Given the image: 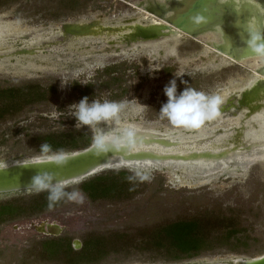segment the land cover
I'll use <instances>...</instances> for the list:
<instances>
[{
  "label": "rangeland",
  "instance_id": "rangeland-1",
  "mask_svg": "<svg viewBox=\"0 0 264 264\" xmlns=\"http://www.w3.org/2000/svg\"><path fill=\"white\" fill-rule=\"evenodd\" d=\"M157 1L0 0V18L11 29H4L0 35V91L31 87L35 88L32 97L38 98L0 119V165L41 157L37 150L39 139L50 134L72 133L81 142L86 136L93 140V130L87 126L76 128V121L67 109L84 96L125 105L117 120L101 125L105 131L131 129L183 141L199 136L209 144L247 143L245 131L239 125L244 121L242 110L233 115V110L223 116L218 114L214 119L219 123L215 126L212 119L199 127H176L160 117V107L167 100L163 89L175 74L184 81L181 84L177 79L178 91L188 87L205 94L229 93L234 98H240L260 80L257 69L262 63L258 58L256 67L249 66L252 58L246 64L230 59L227 65H219L218 59L225 56L212 48L209 39L215 37L213 33L197 39L182 32L174 33L168 40L171 54L165 60L161 53L163 45L155 51L137 49L122 53L112 50L104 37H92L82 53V49L70 52L69 47L48 44L57 39L55 36L59 38L55 29L64 23L100 18L103 25L118 28L125 26L127 20L140 24L156 21L158 18L144 8L160 4ZM22 49H33L34 54L14 55ZM61 81L71 84L62 88ZM259 95L261 99L253 104L264 105V98ZM9 102L0 96V105ZM239 134L243 135L237 139ZM247 170L243 180L221 178L213 181L212 186L199 185L198 178L183 175L193 188L172 184L166 170L104 171L99 175L127 172L128 177L121 179L128 182L125 194L93 201L80 190V184L71 185L66 190L81 191L85 197L82 204L62 200L42 214L31 217L20 214L1 222L0 264H66L61 255L45 250L43 243L69 244L70 250L78 252L88 236H112L118 244L114 252L97 261L75 264H232L233 258L260 257L264 255V163ZM43 193L46 192L2 194L0 204L18 200V205H26L32 197ZM201 216L236 218L240 231L229 239L225 231L214 233L211 250L179 262L168 261L145 249L149 247V238L139 231ZM44 221L58 224L61 233L45 236L28 229Z\"/></svg>",
  "mask_w": 264,
  "mask_h": 264
},
{
  "label": "water",
  "instance_id": "water-1",
  "mask_svg": "<svg viewBox=\"0 0 264 264\" xmlns=\"http://www.w3.org/2000/svg\"><path fill=\"white\" fill-rule=\"evenodd\" d=\"M233 2L234 0L227 2L224 0H171L167 5L155 4V6L144 8L146 12L154 15L158 20L150 21L148 24L127 20L124 23L125 26L118 28L103 25L100 18L90 22L64 23L55 29V35H59V38L55 36L57 39L53 40L54 38L51 36L50 39L53 41L48 44L50 46L58 43L57 41L60 42L62 39L68 38L84 39L104 35L109 36L108 38L116 37L115 40L108 41L111 46L118 43L132 45L139 42L160 41L163 37H170L176 32H182L191 37L213 33L218 41L212 43L211 46L215 53L221 56L236 62L264 56V0H256L258 10H255L258 13L252 9L241 7L239 2ZM250 17L256 18L255 29L247 25ZM5 25L6 23L2 22V18H0V35L5 29ZM26 54H34V50L22 49L14 53V55ZM257 74H259L260 80L252 88L243 92L240 98L230 97L229 106L235 111H239L240 107L236 108L233 105L241 107L246 105L247 107V104H252L261 99L259 93L264 98V64L257 69ZM231 108L224 111L229 112ZM258 108L260 109L261 105L255 107L254 110ZM135 132L133 131V133ZM154 136L156 138L149 139L148 136L147 139L144 138L139 141L167 146H175L178 143V139L170 142V140L162 138L166 136H159L158 134H154ZM157 136L161 138H157ZM133 139L134 135L115 147L109 144L108 150L102 154L95 149L92 142L85 149L62 154L64 163L61 165H57L51 159L38 158V160L33 159L27 162L0 166V195L35 192L31 190L30 184L32 177L38 172L51 173L56 180L71 186L81 184L104 171L114 170L112 168L115 157L127 161L145 159L160 161L162 159L160 155L158 156L149 150L132 151L131 148L135 145ZM187 141L193 143L196 140ZM210 144L214 145L215 143L210 142ZM171 158L173 157L171 156ZM44 223L45 221L39 224L41 227L37 225L41 229L39 232H44L47 229L48 235L51 236H58L61 233L62 228L60 226L56 224L45 226ZM238 264H264V255L254 259L241 260Z\"/></svg>",
  "mask_w": 264,
  "mask_h": 264
},
{
  "label": "bare ground",
  "instance_id": "bare-ground-1",
  "mask_svg": "<svg viewBox=\"0 0 264 264\" xmlns=\"http://www.w3.org/2000/svg\"><path fill=\"white\" fill-rule=\"evenodd\" d=\"M171 0H158L157 2L160 3L159 5H167ZM228 1V0H224ZM249 1V2H248ZM232 2V1H231ZM236 3H241V7L243 6L245 9H252L254 11L258 10V5L256 0H234ZM233 2V3H234ZM230 3V2H228ZM237 5V4H235ZM256 9V10H255ZM257 12V11H256ZM258 13V12H257ZM255 15V14H254ZM260 16V15H259ZM256 18H249V21L247 22V25L255 29L254 26L256 24ZM5 30L11 31L8 26L5 25ZM107 39V45L109 40H114L111 38H108L109 36H101ZM101 37H93V38H101ZM201 36L193 37V38H200ZM92 38V37H89ZM81 39L80 41H77L74 38H68V39H62L60 42L57 41L58 43H55L54 45H62L66 46L69 49L70 52L72 51H80L82 49V53H84L87 48L88 40L92 39ZM170 37H163L160 41H154V42H139V43H134V44H116V45H109L111 46L112 50H120L122 53H126L128 51H134L137 49H141L142 51H155L159 48L160 45H163V50L161 51L162 53V58L163 60L168 58V55L171 54V50L169 49L168 41ZM202 38V37H201ZM34 40V39H33ZM32 40V41H33ZM102 40V39H101ZM36 41V40H35ZM104 41V39H103ZM218 41L216 36L215 37H210L209 42L210 44ZM156 42V43H155ZM159 42V43H157ZM87 44V45H86ZM66 48V49H67ZM259 59L262 63L264 64V56L262 57H253L252 59L254 60L249 64L252 67L257 66V60ZM251 60L245 59L241 61V63L246 64L245 62ZM219 65H227L228 62H230V59H226V57L222 59H218L217 61ZM211 63V60L209 61ZM230 95L229 93H225L222 97L224 98V103L220 106L219 114L223 116V113L225 112L224 110H229L231 107L230 105ZM234 104V103H233ZM234 107H240V110L243 111L241 117H242V122H239V125H241L242 130L245 131V138L247 140V144L244 145V142L242 141H237L233 142L231 144L229 143H215L209 144L207 140H205L202 137L195 136L192 140L198 141H193L191 143L190 141H183L181 139L178 140L177 145L175 146H167V145H162V144H152L149 142H143L139 141L140 139H147L149 136L150 138H156L154 136L157 135L156 133L153 132H142V131H136L134 133V144L133 147L131 148L132 151H146L149 150L150 152H153L157 154L158 156L160 155V161L159 160H138V161H127L123 160L120 157H115L113 159V168L114 170L116 169H128L131 170L132 172L136 173H149L153 171H161V170H166L169 175V179L172 182V184L176 185L178 184L180 188H193L195 187L190 181H188V178H185V176L189 177H195L198 178L199 185L202 186H212L213 181H217L221 178H224L223 180H235L239 177L243 180L245 178V175L247 173V169L251 166H254L256 164H261L264 163V105H261V108L254 110L255 107H257V104H247L245 106H236L233 105ZM245 109V111H244ZM233 110V111H232ZM232 111V112H231ZM231 111L225 112V113H230L233 115V112L235 110L231 108ZM224 113V115H226ZM214 126L219 123V120L213 119L211 121ZM246 123V126L244 125ZM238 124V123H237ZM118 133V132H114ZM152 134V135H150ZM243 135L239 134L238 138ZM161 136V135H159ZM242 137V136H241ZM157 138H161L158 137ZM163 139L170 140V142H174L175 137L171 136H166L162 137ZM243 140V139H242ZM248 145V146H247ZM50 156V155H49ZM171 156L173 158H171ZM194 157V158H192ZM40 157L34 158V160H38ZM181 159V160H180ZM17 162H11L7 164H2L0 166L4 165H9V164H16ZM178 174H181L182 176L178 177ZM239 174V175H238ZM238 175V176H237ZM45 226L49 224H55L51 222H46L45 221ZM39 225V224H38ZM58 225V224H56ZM32 225L28 229L33 230L36 229L37 232H39L41 229V225ZM59 226V225H58ZM45 236H48L47 229L44 230V232H39ZM241 258H233L231 263H239L241 262Z\"/></svg>",
  "mask_w": 264,
  "mask_h": 264
},
{
  "label": "trees",
  "instance_id": "trees-1",
  "mask_svg": "<svg viewBox=\"0 0 264 264\" xmlns=\"http://www.w3.org/2000/svg\"><path fill=\"white\" fill-rule=\"evenodd\" d=\"M34 90L35 88L31 87L1 90L0 96L8 98L10 102L0 105V119L6 113L19 109L18 106L35 102L38 98L32 97ZM39 142L40 145L43 143L50 144L53 153H66L87 148L92 143V139L86 136L84 142H81L79 137H75L72 133H62L47 135L40 138ZM37 150L40 152V146ZM125 177H128L127 172L102 174L81 183L79 188L93 201L109 199L125 194L128 182L121 181ZM47 197L48 193L46 192L32 197L26 205H18V200L0 204V223L15 219L20 214L30 217L42 214L58 204L57 202L49 207ZM220 231H225L228 239L238 234L240 229L237 219L201 216L167 223L139 232L141 236L148 235L149 247L145 248L146 250L156 252L158 256L164 257L168 261L179 262L195 258L202 252L211 250L212 236ZM117 244V240L112 236H88L83 241L82 250L78 252L70 250L69 244L63 245L56 241L44 242L43 246L50 253L61 255L67 261L66 264H75L83 261H97L108 252H114Z\"/></svg>",
  "mask_w": 264,
  "mask_h": 264
},
{
  "label": "clouds",
  "instance_id": "clouds-1",
  "mask_svg": "<svg viewBox=\"0 0 264 264\" xmlns=\"http://www.w3.org/2000/svg\"><path fill=\"white\" fill-rule=\"evenodd\" d=\"M177 79H180L181 84L184 83L180 75L175 74L174 78L169 80L163 89L167 100L161 105L159 110L162 119H167L176 127H199L219 114L220 106L224 103V98L221 95L205 94L188 87L178 91ZM69 84L71 83L61 81L62 88ZM124 106L122 102L106 98H92L90 100L88 96H84L79 102L69 105L67 109L70 117L76 121V128L87 126L93 130V145L102 154L108 150L109 144L113 147L118 146L134 135L131 129L114 133L105 131L101 127V125L107 124L109 121L117 120ZM40 152V159H51L57 165L64 163L63 155L61 153H53L52 146L48 143L40 145ZM49 153L53 154L49 156ZM67 187L64 182L56 180L54 175L48 172L36 173L32 177L30 184L31 190L37 193H48L49 207L62 200L82 204L85 200L84 194L79 190L67 191Z\"/></svg>",
  "mask_w": 264,
  "mask_h": 264
}]
</instances>
